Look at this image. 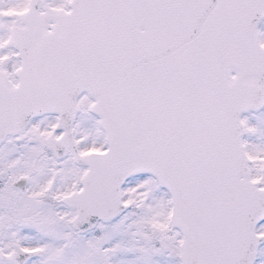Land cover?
<instances>
[{"label": "snow or ice", "instance_id": "6c2138e0", "mask_svg": "<svg viewBox=\"0 0 264 264\" xmlns=\"http://www.w3.org/2000/svg\"><path fill=\"white\" fill-rule=\"evenodd\" d=\"M0 264H264V0H0Z\"/></svg>", "mask_w": 264, "mask_h": 264}]
</instances>
